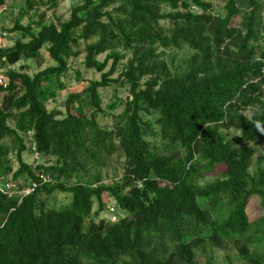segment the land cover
I'll list each match as a JSON object with an SVG mask.
<instances>
[{
    "label": "trees",
    "instance_id": "obj_1",
    "mask_svg": "<svg viewBox=\"0 0 264 264\" xmlns=\"http://www.w3.org/2000/svg\"><path fill=\"white\" fill-rule=\"evenodd\" d=\"M20 1L27 11L39 4ZM80 1L68 21L36 34L17 20L10 33L21 39L0 48V67L8 70L39 61L44 48L55 63L33 77L9 70L6 88L0 87V176L22 180L21 186L38 174L55 181L21 200L0 195V264H194L205 242L234 247L244 264H264V170L250 173L254 150L244 146L263 135L256 121L264 128L261 0H218L225 2V16L203 0ZM7 3L0 0V13ZM80 41H94L83 64L101 80L69 95L63 116L42 98L64 90L60 78L68 60L80 55ZM113 49L129 55L115 80L124 57L97 61ZM183 49L189 54L173 71L164 53ZM110 84L128 87L129 97L112 126L102 128L98 90ZM222 131L239 134L228 139ZM27 133L38 155L52 163L23 159ZM157 141L181 155L158 149ZM117 155L123 175L104 184L98 170ZM217 170L215 181L199 184ZM54 192L70 195V202L48 208L42 196ZM105 196L125 214L116 223L94 219ZM253 199L262 211L255 228L247 214Z\"/></svg>",
    "mask_w": 264,
    "mask_h": 264
},
{
    "label": "rangeland",
    "instance_id": "obj_2",
    "mask_svg": "<svg viewBox=\"0 0 264 264\" xmlns=\"http://www.w3.org/2000/svg\"><path fill=\"white\" fill-rule=\"evenodd\" d=\"M206 3H211L213 6V14L225 16V2L218 0H203ZM36 4L33 11H27L20 0H8L6 8L0 13V48L7 49L12 47L16 40L21 39L20 33H10L11 28L14 26L17 20H20V25L23 27L30 26L32 33L36 34L42 27L49 26L51 24H58L65 21H68L70 17L71 10L81 4L80 0H36ZM262 3V13H261V22L262 27L259 33V45L264 47V0H261ZM56 5L54 8L53 5ZM170 10L168 8H163L164 13H168ZM239 18L237 17L234 20V24H239ZM162 26H168L166 21L161 22ZM5 34V36H3ZM28 38H25L24 41H27ZM94 41L84 42L80 41L79 43V52L80 55L77 58H71L68 60V71L61 76L60 82L64 85V90L56 91L55 98L41 97L45 107L50 110H58L65 115V102L69 95L81 93L86 89L92 82L100 81L101 74L95 72L94 70H89L84 67V57H85V48L87 45L93 43ZM161 52V50H159ZM118 53L122 55L124 59L120 62L118 71L112 76V79H116L120 72L123 69V66L129 59V55L120 50H110L104 55L98 56L97 61L103 62L105 58L109 55ZM189 51L183 49L181 51L170 50L165 51V59L170 66V68L175 71L182 67L183 61L187 58ZM41 59L39 61L29 60L21 61L15 66L9 68L13 71H22L27 73L30 77H33L40 71L45 70L48 67L55 66V63L52 62L46 52V48L41 51ZM112 61L108 62L106 71L109 70ZM6 67L3 68V73L6 76L9 71ZM53 91L50 89L49 92ZM264 91V88H263ZM98 94L101 100V108L104 111V115H99L97 117V122L102 128H110L113 124V120L116 116L120 115L124 110V101L129 97L128 87L110 84L106 88H100ZM113 103H118V107L115 111H110L108 107ZM246 114H249L248 112ZM143 119L148 122H152V118L149 116H143ZM154 119V118H153ZM228 139H232L238 136V132H225L222 131ZM5 145H9V141H4ZM158 149L169 152L172 155H181L177 150H171L167 146L161 144L159 141L155 143ZM244 146L250 147L254 150V158L250 168V173L254 175L259 170H264V134L258 140L253 143H245ZM23 159L29 163H37L39 165H48L53 162L51 159L34 158L32 153L29 151L23 155ZM11 166L15 172L18 169V164L16 163L15 153L12 152L10 155ZM123 157L117 155L111 158L107 162L106 166L100 170V178L102 183L111 185L115 182H118L123 175ZM95 172L93 171L92 174ZM222 173L221 170H217L215 174L207 176L199 181V184L202 186L206 183H211L215 181L218 175ZM91 174V175H92ZM90 181L87 177L82 180V183ZM19 182V181H16ZM22 180H20V183ZM27 185L29 181H25ZM75 183V180L71 181L69 185ZM25 185V186H27ZM71 197L68 194H61L59 192H54L51 195H43L42 201L48 208H59L63 205H66L70 202ZM103 204L105 206L103 212L97 217L94 218L95 221L100 219L108 220V214L106 212L107 206L115 207V203L112 199H109L107 196L104 197ZM98 206L95 203L93 211L96 212ZM247 214L249 221L252 225V228L257 227L259 219L262 216V211L259 207V200L253 199L249 202L247 208ZM124 213H118V216H123ZM211 261L213 264H244L243 261L238 256L237 250L232 246H225L224 248H216L212 244L205 242L201 249H198L196 252V258L194 264H207Z\"/></svg>",
    "mask_w": 264,
    "mask_h": 264
},
{
    "label": "built area",
    "instance_id": "obj_3",
    "mask_svg": "<svg viewBox=\"0 0 264 264\" xmlns=\"http://www.w3.org/2000/svg\"><path fill=\"white\" fill-rule=\"evenodd\" d=\"M5 36V34H3ZM261 74L264 77V68L261 70ZM3 73V68L0 67V87L6 88V79ZM27 148L32 153L34 158H38L39 155L36 151V147L31 140V133H27L24 136ZM37 181L31 182L27 186H21L19 182L13 181L9 176H0V195L7 198L23 199L29 195L34 194L38 189L44 186H51L55 184V181L46 174H38ZM106 212L108 214L109 223H116L119 220L118 212L115 207L107 206Z\"/></svg>",
    "mask_w": 264,
    "mask_h": 264
},
{
    "label": "clouds",
    "instance_id": "obj_4",
    "mask_svg": "<svg viewBox=\"0 0 264 264\" xmlns=\"http://www.w3.org/2000/svg\"><path fill=\"white\" fill-rule=\"evenodd\" d=\"M255 127L258 131H260L262 134H264V128L261 127V124L259 121L255 122Z\"/></svg>",
    "mask_w": 264,
    "mask_h": 264
}]
</instances>
